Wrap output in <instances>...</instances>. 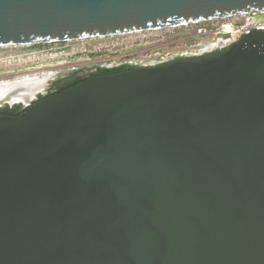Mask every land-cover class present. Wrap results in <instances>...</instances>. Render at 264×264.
Segmentation results:
<instances>
[{
	"label": "water",
	"instance_id": "95a60500",
	"mask_svg": "<svg viewBox=\"0 0 264 264\" xmlns=\"http://www.w3.org/2000/svg\"><path fill=\"white\" fill-rule=\"evenodd\" d=\"M261 10L264 0H0V48ZM28 106L0 116V264H264V30Z\"/></svg>",
	"mask_w": 264,
	"mask_h": 264
},
{
	"label": "built area",
	"instance_id": "2783aa9c",
	"mask_svg": "<svg viewBox=\"0 0 264 264\" xmlns=\"http://www.w3.org/2000/svg\"><path fill=\"white\" fill-rule=\"evenodd\" d=\"M261 17H264V10L200 23L78 41L73 43H81L82 48L80 52L74 53L76 58L81 57L86 66L100 65L106 70L141 66L168 58L203 56L228 49L255 30H264V20H260ZM143 47L148 50H140ZM1 49L28 51L26 48ZM18 61L29 65L27 60ZM4 63L5 60L1 59L0 69H6Z\"/></svg>",
	"mask_w": 264,
	"mask_h": 264
},
{
	"label": "rangeland",
	"instance_id": "374dc122",
	"mask_svg": "<svg viewBox=\"0 0 264 264\" xmlns=\"http://www.w3.org/2000/svg\"><path fill=\"white\" fill-rule=\"evenodd\" d=\"M80 44L81 43L71 42V43H62V44H54V45L34 46L30 50H28V54L23 49H1L0 50V60L1 59H3V61L5 60V63H4V65L6 64L5 67L8 66V69L13 70L15 74L24 73L29 69L35 70L39 66H42V65H48L49 67H41L35 71H30L26 74H38V73L40 74V73H48V72L57 73L61 70L63 71L67 69H76L75 73L72 74V76H74L77 72H79L80 69H83V67L86 66V64L83 61H81L80 59L81 57L76 58V54L74 53V52L76 53L80 52L82 48ZM140 50L147 51L148 49H145V47H143ZM52 57H54V59H51ZM140 57H143V56L141 55ZM19 59L23 61L27 60L29 65L27 66L24 62L18 61ZM10 61H12L11 64H10ZM42 61L44 63H42ZM25 65H26V68H24ZM6 69H0V70H6ZM3 73L4 72L0 71V77L5 75ZM19 76H22V75H19ZM65 76H66V73H63L60 76V80L57 82L65 80L66 78L65 79L63 78ZM14 77H18V76H14ZM14 77H11V78H14ZM7 79H10V78H7Z\"/></svg>",
	"mask_w": 264,
	"mask_h": 264
},
{
	"label": "bare ground",
	"instance_id": "6f19581e",
	"mask_svg": "<svg viewBox=\"0 0 264 264\" xmlns=\"http://www.w3.org/2000/svg\"><path fill=\"white\" fill-rule=\"evenodd\" d=\"M51 59H54V57H52ZM41 67L49 66L42 65L37 69ZM35 70L29 69L23 74ZM23 74L20 73L18 75H15L18 77L13 76L14 78L9 77L10 79L0 80V108L1 103L5 101L12 104L20 102H32L40 92L44 91V89L47 87V83L50 80L55 79L60 74V71L57 73L48 72L40 74ZM19 75H23V77Z\"/></svg>",
	"mask_w": 264,
	"mask_h": 264
},
{
	"label": "flooded vegetation",
	"instance_id": "af4514ba",
	"mask_svg": "<svg viewBox=\"0 0 264 264\" xmlns=\"http://www.w3.org/2000/svg\"><path fill=\"white\" fill-rule=\"evenodd\" d=\"M26 53L28 54V51H26ZM178 59H181V58L177 57L175 60H178ZM11 66H13V65H11ZM130 67H132L133 68L132 70H134L136 68H139L140 65H134V66L131 65ZM6 68H7L6 69L7 72L4 73L5 74L4 76L0 77V80L1 79H7L9 77H13L15 75H18V74H15V72L13 70H9L8 66ZM24 68H26V67H24ZM103 70H105V69L101 68V69L96 70V69L83 68V69H80L79 72H77L74 76L82 78L84 80H87V79L95 77V76L105 75V74H102ZM112 70H116V69H112ZM21 74H23V73H21ZM22 77H23V75H22ZM57 92H58V88L55 86V84H53L49 88V90H47L48 95L46 97H44L43 95H40L38 98L36 97L33 100V104H35L38 101L43 100L44 98L49 97L50 95L56 94ZM20 103H21L20 105H14V106L8 105V106L1 108L0 109V116L18 117V116L22 115L23 113H25L30 108V106H28V105L31 102H29V103L20 102Z\"/></svg>",
	"mask_w": 264,
	"mask_h": 264
},
{
	"label": "trees",
	"instance_id": "16d2710c",
	"mask_svg": "<svg viewBox=\"0 0 264 264\" xmlns=\"http://www.w3.org/2000/svg\"><path fill=\"white\" fill-rule=\"evenodd\" d=\"M133 68L130 66H124L122 68L116 69V70H103L102 74L108 75V74H116V73H121V72H125V71H129L132 70ZM83 81H85L82 78L76 77V76H72L70 78H67L65 80H62L60 82L55 83V86L58 88V92L56 94H59L61 92H64L67 89L73 88L77 85H79L80 83H82ZM53 94V95H56ZM52 96V95H50ZM49 96V97H50Z\"/></svg>",
	"mask_w": 264,
	"mask_h": 264
}]
</instances>
